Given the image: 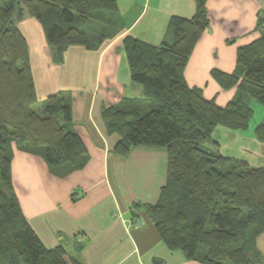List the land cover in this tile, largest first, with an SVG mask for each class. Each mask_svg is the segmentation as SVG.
Here are the masks:
<instances>
[{
  "label": "trees",
  "instance_id": "obj_1",
  "mask_svg": "<svg viewBox=\"0 0 264 264\" xmlns=\"http://www.w3.org/2000/svg\"><path fill=\"white\" fill-rule=\"evenodd\" d=\"M207 1L195 0L193 18L171 19V43L124 39L131 79L144 87V98L125 99L103 109L102 116L108 132L121 137L117 156L127 158L137 147L167 150V183L159 202L145 211L169 250L205 264H252L258 257L249 236L264 232V167L199 144L221 126L247 130L254 115L251 102L264 106V15L258 20L262 37L238 49L235 73L212 72L224 90L236 87L240 93L221 107L184 79L189 58L210 26ZM118 11L117 0H0V264H81L62 246L47 248L25 218L12 181L14 146L42 154L61 177L89 161L82 139L69 129V93L48 97L43 113L35 110L29 45L18 22L25 14L35 18L61 63L69 47L98 48L113 37L116 27L100 25L97 21H103L93 16ZM255 133L264 142V123Z\"/></svg>",
  "mask_w": 264,
  "mask_h": 264
},
{
  "label": "crops",
  "instance_id": "obj_2",
  "mask_svg": "<svg viewBox=\"0 0 264 264\" xmlns=\"http://www.w3.org/2000/svg\"><path fill=\"white\" fill-rule=\"evenodd\" d=\"M117 1L115 16L102 12L93 16L104 26L113 24L116 34L98 48L69 47L61 63L55 61V51L35 18L25 14L18 22L29 45L38 102L70 94L73 118L69 129L82 139L89 161L61 177L53 174L42 154L14 146L13 187L25 218L43 244L62 246L81 264H205L169 250L145 211L159 202L167 183V150L137 147L127 158L117 156L114 150L121 137L108 132L102 116L103 109L125 99L144 98V87L131 79L124 39L131 36L153 46L170 42L171 19L193 18L196 2ZM207 11L210 26L189 58L184 79L190 88L202 90L206 99L225 107L239 97V90H224L212 72L234 74L238 49L262 37L258 20L264 15V0H208ZM251 105L259 115L252 118L249 128L218 127L208 150L259 168L264 167V142L255 130L264 123V106L255 100ZM258 246L264 257V232Z\"/></svg>",
  "mask_w": 264,
  "mask_h": 264
},
{
  "label": "rangeland",
  "instance_id": "obj_3",
  "mask_svg": "<svg viewBox=\"0 0 264 264\" xmlns=\"http://www.w3.org/2000/svg\"><path fill=\"white\" fill-rule=\"evenodd\" d=\"M97 21V20H96ZM98 22V24H100V25H102L101 24V22L100 21H97ZM170 42H173V38L171 37V39H170ZM35 110L36 111H38L39 113H43L42 112V110H43V105H42V102H37V104L35 105ZM259 114L257 113V112H255L254 113V115H253V118H257V116H258ZM254 119H252V121H253ZM251 121V122H252ZM216 136V138H217V135H215ZM211 141V140H210ZM200 147L202 148V149H210L211 148V144L209 143V141L207 140V141H202V142H200ZM132 210L133 211H135L136 210V208L135 207H133L132 208ZM137 220H140L139 218L137 219ZM142 222V221H141ZM141 225H142V223H141ZM140 225V226H141ZM138 226V225H137ZM139 227V226H138ZM258 238L259 237H257V238H255V239H253L252 238V235H250L249 236V247L252 249V250H254V254L258 257V262H254V263H252V264H264V257L260 254L261 253V250L259 249V246H258Z\"/></svg>",
  "mask_w": 264,
  "mask_h": 264
},
{
  "label": "built area",
  "instance_id": "obj_4",
  "mask_svg": "<svg viewBox=\"0 0 264 264\" xmlns=\"http://www.w3.org/2000/svg\"><path fill=\"white\" fill-rule=\"evenodd\" d=\"M141 220H137V222H136V224L138 225V226H140L141 225Z\"/></svg>",
  "mask_w": 264,
  "mask_h": 264
}]
</instances>
